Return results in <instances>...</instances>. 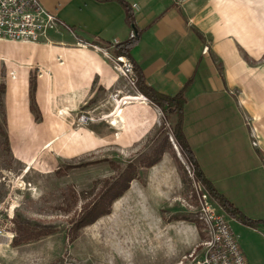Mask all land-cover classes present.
<instances>
[{"label": "rangeland", "instance_id": "rangeland-1", "mask_svg": "<svg viewBox=\"0 0 264 264\" xmlns=\"http://www.w3.org/2000/svg\"><path fill=\"white\" fill-rule=\"evenodd\" d=\"M93 46L87 48L105 66L98 67L103 83L118 77L112 88L105 90L94 80L71 113L62 106L76 90L70 83L66 87V71L54 73L55 88L44 90L35 114L30 111V117L18 121L9 118L8 109L14 107L6 101L14 103L18 115L23 99L30 108V84L36 85L37 74L31 68L27 80H20L13 68L18 64L1 54L8 44H0V235L30 242L31 264H176L195 247L190 235H201V207L213 202L181 156L172 122L161 128L160 111L150 109L154 116L146 126L141 112L131 110L144 98L123 75L113 46ZM77 63L70 69L89 70ZM140 127L141 133H132ZM124 171L126 178L133 176L127 190L104 202L106 214L82 227V217ZM125 229L140 230L142 239L120 237ZM151 231L158 232L156 243L150 240Z\"/></svg>", "mask_w": 264, "mask_h": 264}, {"label": "crops", "instance_id": "crops-1", "mask_svg": "<svg viewBox=\"0 0 264 264\" xmlns=\"http://www.w3.org/2000/svg\"><path fill=\"white\" fill-rule=\"evenodd\" d=\"M124 1L133 6V27L138 34L129 52L132 63L146 85L159 93L174 96L184 90L182 129L199 168L212 187L245 218L258 221L257 226L242 223L212 202L229 221L246 263L264 264V0ZM38 2L56 17L58 32L48 31L47 39L39 43L0 41L8 44L1 54L10 64H18L13 68L20 80H27L31 68L36 70L35 102L39 105L44 90L55 88L54 73L66 71V87L70 83L76 95L62 107L72 113L94 80L109 90L118 79L109 70L115 76L109 85L103 83L98 67L105 66L89 45L125 42L131 28L123 7L113 0ZM74 61L89 70L70 69ZM18 90L11 87L14 94ZM6 104L14 107L8 109L10 119L30 117L24 99L21 115L15 113L13 102ZM136 104L131 110L141 112L149 126L154 116L150 109H159L146 99ZM245 117L255 130L257 148L251 146ZM173 118L170 116L171 121ZM140 130L143 128L132 133ZM142 233L119 231L120 237L129 240L142 239ZM150 234L151 242L156 243L158 232ZM0 236V264H31L30 242ZM201 238L202 234L193 233L189 239L197 244Z\"/></svg>", "mask_w": 264, "mask_h": 264}, {"label": "built area", "instance_id": "built-area-1", "mask_svg": "<svg viewBox=\"0 0 264 264\" xmlns=\"http://www.w3.org/2000/svg\"><path fill=\"white\" fill-rule=\"evenodd\" d=\"M59 27L56 17L47 12L38 0H0V41L39 43L47 39L48 31L58 32ZM135 36L136 33L131 30L129 39H134ZM116 44L118 43L113 45ZM117 59L123 65V75L129 76V81L135 88L136 76L132 75L131 64L128 60L125 63L120 57ZM85 119V116L80 117L81 122ZM245 125L250 131L251 146L257 148L254 129L247 120ZM200 212L204 222L202 238L191 252L183 255L176 264H247L226 217L214 204L207 202Z\"/></svg>", "mask_w": 264, "mask_h": 264}, {"label": "trees", "instance_id": "trees-1", "mask_svg": "<svg viewBox=\"0 0 264 264\" xmlns=\"http://www.w3.org/2000/svg\"><path fill=\"white\" fill-rule=\"evenodd\" d=\"M101 1H108V0H101ZM118 2L124 9L126 21L130 25L131 30L134 29L133 25V12L130 5H128L124 0H113ZM134 39H128L125 42L118 43L113 45L111 52L116 57H123L131 64L132 70L136 76V83H135V91L145 97L150 103H152L155 107H157L162 115L161 121V128L165 126L168 121L170 120V116H174L173 120L171 121L172 124L170 125V131L172 134V138L179 149V152L183 159L189 164V166L193 170V176L197 184H199L208 197L213 200L216 204H218L222 209L225 210L231 216H237V218L244 224L250 227H256L258 221H251L245 218L238 209H236L229 201H227L221 194H219L211 185V183L206 179L203 172L199 168L197 161L195 160L192 151L187 143L186 137L183 133L182 123H183V108L186 103V99L184 97V90L182 89L179 93L174 96L164 95L159 93L152 87L146 85L144 81V77L141 74L140 70L136 65H134L130 59V49L134 46L137 40V32ZM95 44L96 41H94ZM104 47H111L112 44L109 43H101ZM35 83L32 82L30 84V100L32 105H30V111L35 114L36 105L34 101L35 96ZM1 91H4V86L2 87ZM37 118V117H36ZM169 127V125H168ZM157 159L154 160L152 163H149L148 166L157 163ZM127 171H124L122 175H120L118 181L114 182L110 185L106 192H103L100 202L95 203L90 207V209L86 212V214L82 217L83 219L79 222L82 227L92 224L96 218L106 214V212L101 210L103 207V203H110L112 200L117 199L120 197L124 191L128 188V183L132 180L133 176H128L126 178ZM111 197V198H110ZM100 207V208H99Z\"/></svg>", "mask_w": 264, "mask_h": 264}, {"label": "bare ground", "instance_id": "bare-ground-1", "mask_svg": "<svg viewBox=\"0 0 264 264\" xmlns=\"http://www.w3.org/2000/svg\"><path fill=\"white\" fill-rule=\"evenodd\" d=\"M124 100V99H123ZM117 106V105H116ZM120 107V106H119Z\"/></svg>", "mask_w": 264, "mask_h": 264}]
</instances>
